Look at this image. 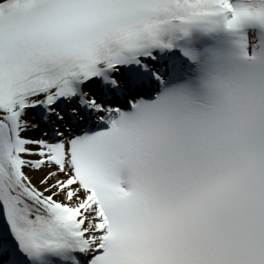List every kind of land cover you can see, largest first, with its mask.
<instances>
[{"label": "snow or ice", "instance_id": "snow-or-ice-1", "mask_svg": "<svg viewBox=\"0 0 264 264\" xmlns=\"http://www.w3.org/2000/svg\"><path fill=\"white\" fill-rule=\"evenodd\" d=\"M0 221V264H264V0H0Z\"/></svg>", "mask_w": 264, "mask_h": 264}, {"label": "bare ground", "instance_id": "bare-ground-1", "mask_svg": "<svg viewBox=\"0 0 264 264\" xmlns=\"http://www.w3.org/2000/svg\"><path fill=\"white\" fill-rule=\"evenodd\" d=\"M34 175H36V174H34Z\"/></svg>", "mask_w": 264, "mask_h": 264}, {"label": "rangeland", "instance_id": "rangeland-1", "mask_svg": "<svg viewBox=\"0 0 264 264\" xmlns=\"http://www.w3.org/2000/svg\"><path fill=\"white\" fill-rule=\"evenodd\" d=\"M34 175V174H33Z\"/></svg>", "mask_w": 264, "mask_h": 264}]
</instances>
